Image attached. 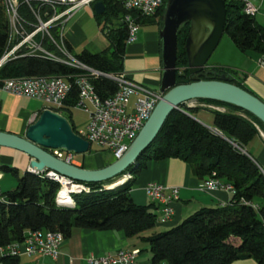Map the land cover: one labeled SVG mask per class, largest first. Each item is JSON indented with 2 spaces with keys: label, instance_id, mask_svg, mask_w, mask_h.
<instances>
[{
  "label": "trees",
  "instance_id": "trees-1",
  "mask_svg": "<svg viewBox=\"0 0 264 264\" xmlns=\"http://www.w3.org/2000/svg\"><path fill=\"white\" fill-rule=\"evenodd\" d=\"M101 1L104 10L94 15L109 41L108 47L97 52L82 49L74 54L92 68L103 72H119L123 69L128 33L123 21L126 9L116 0ZM165 1L154 14L138 17V23L158 17L161 26L160 15L164 11ZM224 3L226 14L223 34L239 50H254L264 55V24L257 21L255 16L246 14L241 1L224 0ZM20 10L25 17L32 19L27 7L21 6ZM8 26L7 11L0 0V57L7 46ZM51 31L57 36V27ZM188 31L189 21H185L177 33L176 83L192 79L184 48ZM46 44L51 47L50 42ZM78 71L75 67L40 54H24L0 64V79L69 75ZM222 73L228 75L231 82L255 94L245 86L243 77L227 66H210L206 63L199 76L219 78ZM91 81L103 97L111 95L117 88L114 80L103 75L94 76ZM77 100L78 88L73 83L61 107L62 114L71 122L73 129L76 126L71 119V110ZM196 101L224 107V110L212 109L213 125L219 132L191 115L200 105L183 104L182 108H174L134 163L117 177L84 182L89 186L88 191H69L56 179L47 176L45 171L36 173L25 170L20 175L15 166L0 164V170L12 172L16 176L15 186L1 192L0 246L21 241L27 229L55 230L68 237L73 227L123 230L127 236L139 235L154 228L157 225V213L151 209L153 202L136 203L130 190L136 175L147 161L177 157L187 162L200 179L215 172L216 176L233 184L234 192L230 200L222 205L200 207L167 229L140 235L141 240L148 245L151 264H229L235 259L247 257L264 264V168L245 148L255 135H260L255 124L264 132V123L250 111L232 103L209 98H197ZM238 146L246 149L247 153ZM125 172H130L132 177L105 186ZM66 194L72 196L74 204H57L60 203L61 195ZM18 260V255L0 254V264H18Z\"/></svg>",
  "mask_w": 264,
  "mask_h": 264
},
{
  "label": "built area",
  "instance_id": "built-area-1",
  "mask_svg": "<svg viewBox=\"0 0 264 264\" xmlns=\"http://www.w3.org/2000/svg\"><path fill=\"white\" fill-rule=\"evenodd\" d=\"M8 16L9 38L4 53L0 57V64L4 61L24 55L40 54L50 59L60 61L66 65L79 69L75 74L62 75H31L12 76L0 79V88L18 95L35 97L45 103L44 108L61 112V107L68 97L74 83L78 88V100L73 107H80L88 113L84 126L76 127L74 132L98 148L109 150L113 156H120L129 145L127 125L136 124L139 129L152 111L162 91L151 88L131 78L129 74L119 72H103L92 68L82 62L70 51L66 45L62 27L64 22L81 6L90 5L96 0H2ZM126 9L123 21L127 26L126 43L136 38L139 27L137 18L154 14L161 6L163 0H116ZM243 11L255 16L259 10L256 0H240ZM25 6L32 15L27 18L20 8ZM58 28L57 36L51 29ZM50 42L51 47L46 43ZM260 63L264 61L261 59ZM103 75L111 78L117 88L109 96H101L95 89L91 78ZM69 78H73L71 81ZM197 101H191L190 105ZM90 105V106H89ZM209 108H219L217 105L207 104ZM222 109V108H221ZM34 113L30 121L36 118ZM258 127V126H257ZM219 132L216 128L212 129ZM260 135L263 132L258 129ZM51 152L58 158L73 162L72 151L62 148H53ZM1 155V147H0ZM1 161V160H0ZM48 174L60 176L65 187L71 189L89 187L84 182L60 175L53 170H44ZM1 177V173H0ZM200 190H215L222 188L229 193L234 192L232 183L216 176L215 172L202 178L198 184ZM149 198L158 204L159 220L166 221L171 218L173 208L172 200L178 198L177 186H166L156 181L145 186ZM0 198L2 193L0 191ZM59 205L60 204L57 202ZM224 204V203H222ZM221 204V205H222ZM60 231L49 229H27L21 241H15L0 246L1 255H19L40 253L56 259L60 253V246L64 239ZM138 248H120L115 252L103 255H91L88 264H140L137 256ZM36 264H42L37 262Z\"/></svg>",
  "mask_w": 264,
  "mask_h": 264
},
{
  "label": "crops",
  "instance_id": "crops-1",
  "mask_svg": "<svg viewBox=\"0 0 264 264\" xmlns=\"http://www.w3.org/2000/svg\"><path fill=\"white\" fill-rule=\"evenodd\" d=\"M256 3L259 5V10L255 17L259 14L264 20V0H256ZM95 13L97 12L94 10L93 3L84 5L78 8L64 22L62 27L63 38L72 53H78L82 49L97 52L108 47L109 41L98 25ZM158 20V17H153L144 21V24H156L159 28ZM230 49L236 56V60L239 61L238 65L231 67L215 62L208 65H222L236 70L243 77L245 86L264 101V63H260L261 59L264 61V55L254 50ZM122 70L126 71L131 78L138 82L151 88H160L162 61L158 31L149 30L143 39L136 36L133 41L126 43ZM44 106L45 103L38 98L18 95L0 88V129L23 134L25 128L31 122V116L34 113L38 116ZM199 108L206 107L200 106ZM207 109L212 110L213 108L207 107ZM192 115L203 124H207L206 126L210 129L215 128L213 118L206 119L195 114ZM204 119L209 121L205 123ZM258 136L264 143V138L261 135ZM0 147V164L15 166L18 174L29 170L30 157L26 153L10 147ZM253 156L264 168V146L258 151L257 155ZM95 158L98 159L97 157ZM73 162L87 168L102 166L98 165L94 158L90 157L73 160ZM0 173V191L3 192L13 188L16 184V176L15 178H6L2 170H0ZM153 181L179 188L178 198L171 202L173 208L172 216L166 221L158 219L160 214L158 204L153 202L145 192V186ZM200 181L201 179L192 172L190 165L180 158L169 157L149 160L146 166L136 175L130 194L136 203L149 204L153 202L151 209L157 213V225L154 228L146 230L139 235L127 236L123 230L73 227L70 235L63 239L60 253L56 259L40 253H22L18 255V264H36L37 262L42 264H88L89 256L103 255L108 252L113 253L120 248H138L137 258L140 264H151L148 245L143 244L145 242L141 240L140 235H148L152 232L160 231L162 230L161 226L167 229L200 207L218 206L230 200L231 193L222 188L210 191L200 190L198 187ZM66 195H61L60 204L73 205L74 200L68 199ZM229 264L259 263L255 259L247 257L235 259Z\"/></svg>",
  "mask_w": 264,
  "mask_h": 264
},
{
  "label": "water",
  "instance_id": "water-1",
  "mask_svg": "<svg viewBox=\"0 0 264 264\" xmlns=\"http://www.w3.org/2000/svg\"><path fill=\"white\" fill-rule=\"evenodd\" d=\"M93 7L97 13L104 10L101 0H96ZM225 14L224 0L165 1L160 16L162 24L158 28L162 61L159 89L162 95L125 151L113 161L100 167L87 168L55 156L51 152L53 148L81 153L89 150V142L74 132L66 116L49 108H44L27 125L23 134L0 129V146L26 153L30 157L29 171L53 170L80 182L103 181L114 178L135 162L154 139L172 109L182 108L183 104L191 106L186 103L197 98L235 104L250 111L264 123V101L260 97L231 82L225 73L219 78L199 76L223 35ZM185 21H189V31L184 48L192 79L176 83L177 33ZM238 147L247 153L246 149Z\"/></svg>",
  "mask_w": 264,
  "mask_h": 264
},
{
  "label": "rangeland",
  "instance_id": "rangeland-1",
  "mask_svg": "<svg viewBox=\"0 0 264 264\" xmlns=\"http://www.w3.org/2000/svg\"><path fill=\"white\" fill-rule=\"evenodd\" d=\"M256 19L260 23L264 22V20L262 19V17L259 14H257ZM149 30H153L154 32H157L158 31V27H157L156 24H153V25L146 24V23L144 24V22L141 21V22H139V27H138V30L136 32V36H139V37H141L143 39L145 37L146 32L149 31ZM230 48H232V50H233V48H237V47L234 45L232 40L226 34H223L221 36L217 46L215 47V49L211 53L210 57L208 58L207 64H211V63L215 62V63H219V64H222V65H229L231 67H235V65H238L237 63H239V61L236 60V58H235L236 56H234V54L231 52ZM236 50H239V49L237 48ZM228 63H230V64H228ZM186 104H190V102H187ZM195 104H198L201 107L202 106H206L207 107L208 106L207 104H213V103L196 102ZM213 105H217V104H213ZM217 106L219 108H213V109H218L219 110V109L222 108L224 110L223 106H221V105H217ZM194 113L198 117H203V118H206V119L207 118H211V119L213 118V112H212L211 109L198 108ZM65 114H66V112H65ZM71 119H72V121H73V123L75 124L76 127H82L87 122L88 113L86 111H84L80 107H73L72 110H71ZM204 121H205V123H207V121H209V120H205L204 119ZM255 125H256V127L258 126L257 124H255ZM257 129H260L262 131V129L259 128V126L257 127ZM263 134H264V132H263ZM262 137L264 138V136H262ZM263 146H264V143L261 140V138L258 135H255L252 138V140L245 146V148L252 155H257L258 151L260 149H262ZM88 157L94 158V160L96 161V163L98 165L99 164L100 165H105V164L113 161L116 158V157H114L112 155V153L109 150L98 148L94 144H91V146L89 147V150H87L86 152H81V153L72 152V159L73 160H81L82 158H88ZM95 157H97L98 159H96ZM3 173L6 175V178H9V177L15 178V175L12 172L3 171ZM22 173L23 172H21V174ZM117 176H119V174ZM117 176H115V177H117ZM3 182H5V181H3ZM66 197L68 199H71V200L73 199L70 194H67ZM160 228L162 230L166 229L164 226H161ZM143 244L146 245V243H143Z\"/></svg>",
  "mask_w": 264,
  "mask_h": 264
},
{
  "label": "bare ground",
  "instance_id": "bare-ground-1",
  "mask_svg": "<svg viewBox=\"0 0 264 264\" xmlns=\"http://www.w3.org/2000/svg\"><path fill=\"white\" fill-rule=\"evenodd\" d=\"M138 130H139V127L136 124H129V125H127V135H129V143L136 136ZM33 172L38 173V172H43V171H37V170H35ZM122 174L123 175L121 177L117 178L115 181H113V183L111 185L117 184V183H121V182L127 180L128 178H131L132 177V174L130 172H125V173H122ZM46 175L49 176V177H52V178L56 179L65 189H67L69 191H72V192H80V191H83V190H85V191H88L89 190V187H86V188H77V189L67 188V187H65L64 180L60 176H57V175H54V174H48V173H46ZM105 186H107V185H105ZM0 199H2V198H0Z\"/></svg>",
  "mask_w": 264,
  "mask_h": 264
}]
</instances>
